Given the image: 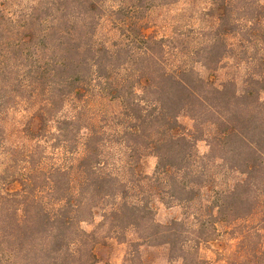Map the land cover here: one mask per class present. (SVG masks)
Listing matches in <instances>:
<instances>
[{
    "label": "trees",
    "instance_id": "16d2710c",
    "mask_svg": "<svg viewBox=\"0 0 264 264\" xmlns=\"http://www.w3.org/2000/svg\"><path fill=\"white\" fill-rule=\"evenodd\" d=\"M263 94L261 0H0V264H264Z\"/></svg>",
    "mask_w": 264,
    "mask_h": 264
},
{
    "label": "rangeland",
    "instance_id": "374dc122",
    "mask_svg": "<svg viewBox=\"0 0 264 264\" xmlns=\"http://www.w3.org/2000/svg\"><path fill=\"white\" fill-rule=\"evenodd\" d=\"M264 3V0H261ZM233 70L227 69L225 74L232 75ZM264 100V94L262 95ZM183 125L187 128L192 127V122L188 119H182ZM200 154H205L208 151L205 142H200L197 145ZM156 159L150 158L146 165L145 171L148 174H152L156 167ZM157 221L161 224H167L171 220L178 219L181 216V210L179 208L167 209L164 206H160L157 212ZM84 229L88 232L93 231L94 227L91 225H85ZM225 242H214L201 247L200 255L203 260L209 264H225L226 259L221 255L223 253V248ZM264 248V241H263ZM227 249V247H226ZM130 247L127 245H118L113 243L108 246H97L95 253L98 257L97 264H124L126 256L129 254ZM225 254V252L223 253ZM166 251L163 249H147L142 250L143 264H166ZM140 264V263H139Z\"/></svg>",
    "mask_w": 264,
    "mask_h": 264
}]
</instances>
